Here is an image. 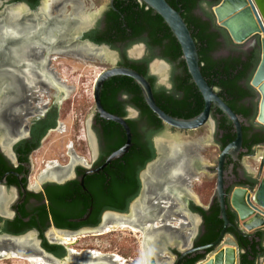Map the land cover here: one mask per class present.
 <instances>
[{"label": "flooded vegetation", "instance_id": "obj_1", "mask_svg": "<svg viewBox=\"0 0 264 264\" xmlns=\"http://www.w3.org/2000/svg\"><path fill=\"white\" fill-rule=\"evenodd\" d=\"M42 1L44 0H0V239L3 236L25 238L27 234L34 233L40 246L42 241L49 245H59L63 247L66 255V247L69 246L58 242L55 238L56 233L72 237L80 231L105 227L110 223L128 224L122 223L125 221L124 218L113 215L118 213L129 216L133 223L130 226L153 231L151 237L143 236L144 240L149 242L147 248L150 249V264H175L187 249L193 251L207 246L197 244L199 237L204 233L203 218L197 209L207 211L216 198L207 207H202L191 195V189L192 184L199 181L196 171L202 169L212 171L216 183V166L211 169L203 167L198 162L193 163L191 157L195 153L192 154L186 147H181V154L177 152L178 161L183 158L180 167H183L186 159L189 161L186 173L185 166L183 167L184 180L179 179L173 185V182L169 183L166 189L162 187V183L161 185L154 183L152 179L147 183L148 190L145 189L143 195L141 192L145 187L139 174L140 189L136 197L126 203V211L103 210L97 225L87 224L68 228L71 224L88 221L99 199L104 195L111 196L115 187L120 183L124 184L128 178L120 172V168L125 165L124 161L121 163L112 161L103 167L107 158L118 150L114 148L118 142L119 129L108 125V121L102 119L95 112V108L85 121L82 134L78 125L71 130L67 128L69 116L63 106L69 100L73 86L70 84L69 69L60 68L61 64L55 61L61 59L67 62L71 57L76 60L85 59L84 57L93 58L94 56L89 57L81 51L83 46L90 44L102 47L116 57L115 64H112L108 55L104 56L103 53L93 58L106 63L107 67L105 66L103 71L111 67L130 69V65L137 66L143 69L146 77L153 79L155 90L163 89L181 102L184 100V91L177 89L176 86L180 88V80L185 75L181 64L182 58L172 62L165 58L164 42L159 45L153 44L147 32H142L136 38L132 37V32L125 29L124 24L120 29L118 17L120 12L116 8L119 3H114L115 0H107L106 3H80L79 0H69L70 2L47 0L44 3ZM49 1L50 3H47ZM129 5L126 3L121 8L127 12ZM202 8L204 11H211L212 7L202 4L196 13L202 15ZM123 19L122 17V22ZM81 22L85 26L91 22L93 26L75 41H69V37L77 35L81 30L77 31L76 28ZM45 23L47 32L38 33ZM64 24H68L66 28L63 27ZM12 29L15 31L11 34L9 31ZM28 32H32V37H28ZM5 33L10 41L3 39ZM19 33L24 34V39L20 40ZM39 36H46L45 41L37 43L34 39H39ZM231 46L247 52L248 56L253 49L258 51L257 39L242 46L231 42L230 48ZM135 47L142 50L139 57L130 56V51ZM13 50L22 56L17 62L11 57ZM221 53L228 55L227 47L224 46L217 56H221ZM155 63H159L160 67L165 69L166 83H164L166 75L161 82L159 75L152 72L151 67ZM112 98L121 104L126 123L138 121V133L140 139H143L147 127L140 120V112L131 106L134 103L133 84L123 86L121 83H115L107 87L104 84L100 92V101L104 99L109 103ZM187 102L192 103L191 99ZM254 102L257 106L256 96ZM191 106L193 107L192 104ZM214 108L216 107L212 106L210 115L213 120H218L220 116L214 113ZM254 120L255 115L253 119L244 123L256 131L258 126ZM166 128L164 126L163 130ZM120 130L125 135L121 127ZM163 130L151 139L155 152L152 161L157 158L154 138L163 134ZM216 131L215 122V135ZM56 135L59 136L57 140ZM216 140L215 136L214 146L220 152ZM45 143L47 145H44ZM260 149L264 150V143L253 147L252 153L247 156H241L240 153L237 161L227 160L224 167L227 190L242 187L250 191L253 189L249 186L251 181L257 180L258 183L260 168L255 174L242 163V158L253 157ZM170 168L172 167L163 169L160 174ZM156 172L153 171L154 175ZM168 190L171 191L167 193ZM116 195V199L121 202L127 200L124 194ZM165 201L170 204V210L166 215L162 209ZM133 207L134 213L131 215ZM227 209L235 216L229 207ZM83 210H86L83 218L72 217ZM107 215L111 220L105 222L104 218ZM198 219L200 221H197ZM236 220L235 216L232 223L235 227ZM184 221L188 225L187 228L180 227ZM169 224L176 229L172 233H167L163 229ZM11 230L24 233L18 235ZM258 234L264 236L263 231H258L252 238ZM5 240L7 239L3 238L1 242H6ZM256 240L259 241V238ZM0 246L3 245L0 243ZM196 256L202 257L199 261L204 259L203 252L198 250L184 257L182 261Z\"/></svg>", "mask_w": 264, "mask_h": 264}, {"label": "trees", "instance_id": "obj_2", "mask_svg": "<svg viewBox=\"0 0 264 264\" xmlns=\"http://www.w3.org/2000/svg\"><path fill=\"white\" fill-rule=\"evenodd\" d=\"M168 5L174 10L180 12V15L185 22L197 48L200 71L203 78L209 86L218 90L219 98L242 120V152L241 156H247L252 153V148L264 143V128L257 127L256 131L252 126H246L245 121L253 119L256 111L255 92L249 86V81L258 65L259 55L257 49L252 52H243L236 47L230 48L231 41L223 29L219 28L211 11H204L202 8V15L196 13V10L202 4L208 7H213L220 3L221 0H165ZM37 3V2H36ZM114 3H119L116 8L119 10V27L124 24L125 29L132 32V37H138L142 32H147L151 42L155 45L165 43V58L172 62L176 59L182 58L181 48L173 36L168 26L163 19L151 9L147 8L145 4H141L139 0H115ZM130 4L128 11L121 8L125 4ZM122 17L123 22L121 21ZM124 29V31H126ZM160 35V36H159ZM227 47L228 55L217 56L223 48ZM181 64L184 68V77L180 80V88L184 91V100L181 102L171 93H166L165 90H155L153 86V79L146 77L142 68L130 65L129 68L144 77L150 84L153 92V98L156 105L167 115L182 120H189L198 116L204 109V102L197 87L191 80L187 72L186 65L183 60ZM179 80V79H178ZM115 83H121L123 86L133 84L134 86V100L131 105L140 112V120L146 124L147 131L140 139L138 133L137 122L127 121L132 133V147L129 152L116 162H125V165L120 168V172L128 178L124 184H118L113 194L109 197L105 195L99 199V203L94 207V212L90 219L82 224H71L68 228H76L82 225H97L100 213L103 210H111L116 212L126 211V203L134 199L140 189L139 174L144 170L145 166L155 158V152L152 146V137L163 130L162 122L146 105L141 90L136 83L127 77H116L105 83V87ZM175 87V85H174ZM109 103L101 99L102 108L109 114L123 118L124 112L121 104L112 98ZM191 99L192 103L187 100ZM193 105V107L191 106ZM214 113L219 115L216 122V143L220 149H224L227 145L232 143L235 139V131L231 121L219 110L214 108ZM108 125L119 129L118 142L114 149L121 148L125 143V135L120 130V126L115 123L108 122ZM253 130V131H252ZM230 161V160H228ZM131 185V187H130ZM257 185V180L251 181L249 186L254 188ZM131 188V189H130ZM116 193L124 194L125 202L116 199ZM131 193V194H130ZM97 204V203H96ZM100 206V207H98ZM86 209V208H85ZM203 218L204 233L199 237L197 244L199 246L208 245L214 242L222 228L223 221L220 219V208L217 200L211 204L207 211L201 208L197 209ZM86 210L80 214L72 216L75 219L84 217ZM226 216L232 224L235 216L232 215L229 209L226 210ZM13 230H11L12 232ZM10 232V230H9ZM14 234H22L24 231H13ZM226 234L232 235L241 254L239 256L238 264H261V259L264 258V243L263 235L258 234L256 237L250 239L248 236L238 234L234 228H228ZM259 238V241L256 240ZM42 248L52 254L56 258H63L65 250L59 245H49L46 241H42ZM202 257L196 256L193 258H185L180 264H196Z\"/></svg>", "mask_w": 264, "mask_h": 264}, {"label": "water", "instance_id": "obj_3", "mask_svg": "<svg viewBox=\"0 0 264 264\" xmlns=\"http://www.w3.org/2000/svg\"><path fill=\"white\" fill-rule=\"evenodd\" d=\"M139 1L141 4H145L147 8L154 11L163 19L164 23L168 26L173 36L177 40L181 48L182 59L186 65L187 72L203 98L204 109L198 116L189 120L173 118L164 113L156 105L150 84L137 72L127 68L117 67H111L110 69L103 71L97 77L93 89L95 112L102 119L119 125L125 132L124 145L107 158L103 167L112 161L121 160L132 147V133L125 119L109 114L102 108L100 92L103 85L107 81L116 77H127L132 79L140 88L146 105L157 116L162 124L167 128H172L183 132L196 131L205 126H209L211 132L214 133L215 122L212 119L210 112L212 106H215L231 121L236 135L234 141L220 151L215 168L216 183L215 193L212 200L216 198L219 204L220 219L223 221V228L216 241L193 251L187 249L181 254L180 258L175 264H180L184 257L190 253L198 252V250L203 252L204 259L197 262V264H238L239 256L242 251H240L238 248L235 238L232 235L226 234V231L231 227L234 228L238 234L251 238L258 231L264 232V161L261 163L258 183L252 190L248 191V189L242 187L230 188L227 190L224 172V167L227 160L231 159L233 161H237L240 153H246V151L242 149L243 121L219 98L217 94L218 90L209 86L206 80L203 78L200 71V63L196 44L185 22L183 21L180 12L171 8L165 0ZM42 3H44V1H42ZM211 12L214 16L216 25L226 31L230 41L233 44L242 46L249 43L253 39H257L259 62L249 81V86L255 92L257 99L254 122L256 126L264 128V0H221L220 3L211 8ZM92 26L93 23H91L89 27L79 30L77 35L69 37V41H75L78 37H81L84 32L90 30ZM81 51L89 57H95L103 53L104 56L108 55L107 57L112 64H115L116 62L115 55L112 53H107L102 47L98 48L96 46L86 44L83 46ZM166 80L167 75L165 78V83ZM175 138L176 137H173L167 133L160 134L154 138L157 158L154 161L148 163L144 170L140 173L141 181L145 187L141 192L143 195L146 192L145 189L148 190L147 183L151 182L153 179L150 175H148V173L157 171L155 175L158 176L163 169H166L171 164H176L178 162V159L175 158L177 155L176 150L178 147L184 146L181 143H178ZM157 142L161 143L162 149H158V146L156 145ZM188 162L189 161L186 159L184 163L185 173ZM183 177L185 178L184 173L178 175V177L173 181L172 185L179 179L184 180ZM170 191L171 190H169V192ZM161 192H163L162 188ZM166 202L167 201H165V203L162 205L163 213H165V215L168 214L170 210V204L168 205ZM228 207L236 216V227L229 222L226 216V210ZM133 213L134 207L131 208V215ZM113 215L122 219L124 218L125 221L123 220L122 222H127V226L133 224L127 215H121L118 213H113ZM199 219L197 221H200ZM187 226L188 225L185 224V222L180 224L181 228H187ZM103 228L104 227H99L87 231H93L92 233H100V230ZM163 229H165L167 233H172V231L176 230L170 225H166L163 227ZM136 230L142 234L141 248L146 259L144 264H150V249L147 248L149 244H147V240L145 241L143 236L151 237L153 231L149 230L145 232L143 227L136 228ZM28 235L32 236V239L34 240V243L31 244H33L35 252L50 260L52 264H117L116 260L113 258V255H85L81 253H74L68 247H66L65 257L56 258L41 248L40 242L37 241V237L34 236V233L27 234L24 237H27ZM3 238H6L7 240L5 241L9 242L11 240L20 239L23 237L12 238L3 236L1 239L3 240ZM13 247H16L20 250V248H18V246L15 244ZM260 262L261 264H264V258L261 259Z\"/></svg>", "mask_w": 264, "mask_h": 264}, {"label": "rangeland", "instance_id": "obj_4", "mask_svg": "<svg viewBox=\"0 0 264 264\" xmlns=\"http://www.w3.org/2000/svg\"><path fill=\"white\" fill-rule=\"evenodd\" d=\"M47 1V0H44ZM80 3H106L107 0H79ZM225 56V53H221ZM76 60L73 57L66 62L58 59L55 62L61 64L60 68L66 67L69 69L70 84L73 86L69 100L64 104L68 119L66 122L67 128L70 130L78 125L82 130L85 126V121L89 118L94 110L93 103V84L96 77L103 71L107 65L101 61L93 58ZM163 133H167L176 137V141L181 143L184 147L189 148L192 162H198L203 167H210L214 169L216 166L219 150L214 146L215 133L211 132L209 126H205L196 131L183 132L172 128H166ZM59 136L56 135L57 140ZM44 145H47L46 143ZM182 147V148H184ZM189 159V156H188ZM262 161H264V150H257L253 157L242 158V163L252 170L255 174L260 168ZM196 176L199 178L195 182L191 195L196 203L202 207H207L212 201L215 193V175L212 171H205L204 169L196 171ZM195 222V220H194ZM93 231H80L74 234L75 243L70 246L75 252H84L83 250L94 251L97 254L117 256L120 260L119 264H144V254L141 248V234L139 232H131L129 229H115L106 233H92ZM76 238V239H75ZM14 251L20 252L25 256L42 257L35 249H17L7 243L0 251L11 253ZM43 258V257H42ZM48 264V261L42 259ZM117 263V264H118ZM0 264H27L24 261H19L13 258H0Z\"/></svg>", "mask_w": 264, "mask_h": 264}, {"label": "bare ground", "instance_id": "obj_5", "mask_svg": "<svg viewBox=\"0 0 264 264\" xmlns=\"http://www.w3.org/2000/svg\"><path fill=\"white\" fill-rule=\"evenodd\" d=\"M51 1H53V0H51ZM71 1V0H70ZM69 1V2H70ZM68 2V3H69ZM47 3H50V1L49 2H47ZM69 21H66V23H68ZM89 21H87V23H88ZM15 24V23H14ZM46 24L47 23H45L43 26H41V29H39V31H38V33H41V31L43 32H47L46 31ZM56 24V23H55ZM55 24H54V26H55ZM84 23L83 22H81L80 23V26H77L76 28H77V31H78V29H84V28H87V27H89V25H90V23L87 25V26H85V25H83ZM50 25H51V23H50ZM67 25L68 24H64V28H66L67 27ZM82 26H85V27H82ZM62 27V28H63ZM20 29H22V27L20 26L19 27ZM40 28V27H39ZM51 28V27H50ZM44 29V30H43ZM15 30L14 29H12V30H10L9 32L12 34L13 32H14ZM50 31V30H49ZM55 33V32H54ZM59 33H60V31H59ZM48 34V33H47ZM6 36H8V35H6V33H5V36H4V40L6 39V41H10V39L9 38H7ZM19 38H21L20 40H22V39H24V34H20L19 33ZM11 37L12 38H14L13 37V35H11ZM28 37H32V32H28ZM53 37V36H52ZM45 39H46V36H39V39H37V38H35L34 40L37 42V43H42V41H45ZM1 51V50H0ZM141 53H142V50H141V48L140 47H135L134 49H132L131 51H130V56H132V57H139L140 55H141ZM0 56H1V52H0ZM11 57H12V59L15 61V62H17V59H18V61L21 59V57L22 56H20L17 52H15L14 50H13V52H12V54H11ZM97 57V56H96ZM99 57V56H98ZM94 58V57H93ZM152 72L153 73H156V74H158L159 75V80L162 82V80L165 78V69L164 68H161L160 67V65H159V63H155V64H153L152 65ZM165 83V82H164ZM156 145L158 146V149H162V145H161V143L160 142H157L156 143ZM177 152H178V154H181V152H182V150H181V147H178L177 148ZM172 154V153H171ZM185 155V154H184ZM176 157H177V159H178V157H179V155H176ZM181 158V157H180ZM182 159L183 158H181V161H180V159H179V161L176 163V164H171L170 166L172 167V168H170V169H167L166 171H163V173H161L160 175H158V176H156V175H154L153 174V172H150V173H148V175H150L153 179H154V183H160V185H161V183H162V187L164 188V187H166V189H168V184L170 183H172L175 179H176V177H178V175H180V174H182V171H184L183 170V167H184V165H182L183 167H180L181 166V162H182ZM180 163V164H179ZM183 163V162H182ZM168 192H169V190H168ZM111 217L109 216V215H107L105 218H104V220H105V222L107 221V220H111L110 219ZM179 222V221H178ZM185 222V221H184ZM122 223H126V222H122ZM181 223H182V221H181ZM170 225V224H169ZM174 225H176V224H174ZM177 226V225H176ZM115 229H129L131 232H138L137 230H136V228L134 227V226H127V224H122V225H117V224H115V223H110V224H108V225H106L102 230H100V233H106V232H110L111 230H115ZM145 232H147V230L145 229L144 230ZM56 235V240L58 241V242H60V243H62V244H64V245H67V246H72L74 243H75V240H74V237H71L70 235H65V234H61V233H56L55 234ZM76 239V238H75ZM2 240L0 239V243L3 245V246H0V248H4V246H5V243H7L8 241H6V242H1ZM146 241V240H145ZM31 243H34V240L32 239V237L30 236V235H28L27 237H25V238H20V239H14V240H11V241H9L8 242V244L9 245H11V246H14V244L15 245H17L18 246V248H20V249H23V250H25V249H28V248H32V249H34V247H33V244H31ZM147 244H149V242L147 241ZM68 247V248H69ZM70 249V248H69ZM72 252H74V253H78V252H75L74 250H72V249H70ZM84 252H79V253H81V254H92V255H99V254H97L96 252H94V251H89V250H83ZM43 257V256H42ZM41 256L40 257H36V256H25L24 257V255L23 254H21L20 252H17V251H14L13 250V252H11V253H7V252H3V251H0V258H13V259H16V260H19V261H24V262H26L27 264H48V263H45V261L43 262L42 261V259H45L46 261H48L49 263H51L52 264V262L50 261V260H48V259H46V258H42ZM115 260H116V262L118 263V262H120V260H119V258L117 257V256H114L113 257ZM144 261L146 262V259L144 258ZM119 264V263H118Z\"/></svg>", "mask_w": 264, "mask_h": 264}]
</instances>
